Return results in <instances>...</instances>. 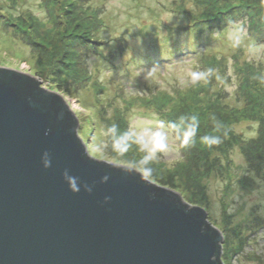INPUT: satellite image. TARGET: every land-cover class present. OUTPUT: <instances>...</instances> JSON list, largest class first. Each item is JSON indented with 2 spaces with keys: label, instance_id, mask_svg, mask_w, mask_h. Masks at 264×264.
I'll use <instances>...</instances> for the list:
<instances>
[{
  "label": "rangeland",
  "instance_id": "rangeland-1",
  "mask_svg": "<svg viewBox=\"0 0 264 264\" xmlns=\"http://www.w3.org/2000/svg\"><path fill=\"white\" fill-rule=\"evenodd\" d=\"M48 1L52 3L26 0L24 9L33 18L28 16L24 22L19 16L25 12L18 5L8 9L6 25L0 13V66L30 74L40 86L59 94L75 113L78 136L96 159L132 167L144 175L141 160L145 153L132 142L135 138L117 140L116 136L131 128H154L158 121L179 125L181 117L193 115L199 123L203 119L210 122L211 108L221 118L231 114L243 105L245 94L251 95L236 80L234 62L250 71L258 66L255 70L264 76V43L248 30L251 11L245 10L247 5H217L223 0H89L92 7L98 5L103 11L97 13L102 28L96 29L95 7L90 15L79 3L75 21L68 24L66 10L59 6L52 4L53 15L46 14ZM0 2L8 4L7 0ZM57 15L60 20L55 19ZM14 24L21 30L27 26L44 30L51 38L56 30L59 33L62 46H57V53L52 51L56 61L40 67V76L34 74L37 70L32 65L36 49L40 55L41 50L46 53L45 47L33 45ZM71 33L81 38L74 47ZM64 46L69 53L63 57ZM79 48L83 53L77 55ZM254 74L255 78L259 75ZM70 75L77 76L76 82L67 81ZM254 119L234 120L225 127L222 122L221 129L211 125L219 142L208 144L203 155L196 152L193 157L196 141L186 144L169 128V148L158 153L159 159L148 164L151 174L144 175L178 193L189 205L205 210L208 222L222 234L223 264H264V138ZM113 123L117 132L107 133ZM226 127L230 137L225 135ZM246 143H256L255 153H246ZM200 157L210 159L208 174L201 172L203 167H195Z\"/></svg>",
  "mask_w": 264,
  "mask_h": 264
},
{
  "label": "water",
  "instance_id": "water-1",
  "mask_svg": "<svg viewBox=\"0 0 264 264\" xmlns=\"http://www.w3.org/2000/svg\"><path fill=\"white\" fill-rule=\"evenodd\" d=\"M40 85L0 66V264H223L202 207L90 156L75 113Z\"/></svg>",
  "mask_w": 264,
  "mask_h": 264
},
{
  "label": "trees",
  "instance_id": "trees-1",
  "mask_svg": "<svg viewBox=\"0 0 264 264\" xmlns=\"http://www.w3.org/2000/svg\"><path fill=\"white\" fill-rule=\"evenodd\" d=\"M7 1H8V4L0 2V13H1V16L4 17V20L2 21L4 25L7 24L6 20H8V18H10L6 14L7 12H9L8 9L9 8L15 9L17 5H18V9H22L25 12L24 15L20 13L19 18L21 19V22L28 20L29 19L28 16L32 17L31 12L26 11L24 9L23 4H25L26 0H23L22 2H19L18 0H7ZM44 1L46 2V0H44ZM86 1L87 2H86L85 6L83 5V0L82 1L76 0V2H74V3L71 0L69 2H68V0H60V1L52 0V3H50L48 1L46 3V7H45L48 11L46 14L49 17L53 15V13L51 12V9H50L52 4H53L52 7L56 6L58 8V6H59L60 10H66L65 11L66 13L64 16V17H66L65 21H66V23L70 24L71 22L75 21V20H73L74 19L73 15L75 12L78 11V9H79L78 6L80 3L81 6H83L82 8L86 12H88L89 14L91 12V8L95 7L94 13H93V16H94L93 19H95V22H96V24H95L96 29L99 27L102 28L103 21L97 19V15H98L97 13L103 12L102 8L100 6L94 5V4H92L93 5V7H92L90 5L91 4L90 1L89 0H86ZM200 3H201V1H200ZM213 3L215 4V2H213ZM201 4H205V2H202ZM220 4H224V6L226 8H231V7L234 8L236 6L239 8H242L243 5L244 6L247 5L246 6L247 8L245 10L251 11L248 30L250 31L251 35H255V37L258 36L259 41H262L264 43V0H249L248 2H247V0H223L221 3L217 2V5H220ZM3 5H5V6H3ZM197 5H199V4H197ZM54 10H55V8H54ZM233 11H234V9H231L228 12H233ZM70 16H72V17H70ZM86 17L90 18L89 16H86ZM56 18L58 20H60L61 16L57 15L55 17V19ZM14 25H15V30L17 32H19L21 35H26V37H28L31 40V43L33 45L35 44L39 49H41V47L44 45L46 53H44V50L43 51L41 50L40 55H39L38 49H36L37 57H36L34 64L32 65L33 71L35 69L37 70L34 72V74H36V75L38 74V76H40V74H39L40 67H42L44 65L51 64L53 62L52 59H54V61H56L55 60L56 59L55 54L52 55V53L53 52L57 53V49H58L57 46H62V45H60V41H59L60 40L59 33L56 32L57 30L55 31L56 36L55 37L53 36L55 38L54 39V38H51L50 34H48L49 32H46L44 30H38V29L34 30V29H32L31 26H27V29L21 30L17 24H14ZM75 26H76V28H80L81 25L75 24ZM52 32H54V31L52 30ZM71 34L75 35L74 40H76V41H75L74 45L70 44L74 47V46L78 45L76 43L79 39L81 41V38H79L77 36L78 33H76V34L71 33ZM16 37H18V36H16ZM43 42H44V44H43ZM47 45L49 46L48 48H47ZM54 47H56V50H53ZM64 48H63L64 50L62 49V51H61L63 57L69 53L68 47L64 46ZM82 53L83 52L79 48L77 55L82 54ZM89 53H91V52H89ZM62 63H64V62H62ZM236 63L237 62H234V65L232 63V66L235 67V70H236V71H233L235 74L236 80L240 81L242 88L245 89L244 92L250 91L251 95L242 93V95L243 94L246 95V98L243 99V101H244L243 105L237 106V109L231 110V114H230V112L227 113L229 115H225V114L222 115V118L219 116L213 115L215 113L213 111H216L214 108H211L208 111V114H210V118H208V119H210V122H207L203 119L202 122H200L198 125V128H202L201 131L203 133H201V131L198 130V128H197L196 132L200 131V135L198 137H194L190 140L192 142L196 141V145H197V147L194 146L195 149L193 150V154L191 155V157L196 156V154H195L196 152L199 153V156L204 154V152H205L204 150H207L208 143L203 138L208 136V135L212 136V137H216L217 131L215 130V128L221 129L222 122H224V127H225V125H227V124L229 125V122L231 124H234L235 122H232L234 120H252V119H254V117H256L257 122H258L257 128H259V135L261 138H264V107L261 106V105H264V78H263L264 76H263V73L260 72L259 70H255L258 68V66L256 68L254 67L253 71H250L249 69H246V67L243 69L241 67L242 64H238V63L236 64ZM242 63H244V62H242ZM39 65H41V66H39ZM55 65H57V64L55 63ZM245 70L252 72L253 75L252 76L249 75V72H247V74H246ZM255 72L259 74V75H256V78L254 77ZM67 79H68L67 80L68 82H71V81L76 82V80L78 78H77V76L70 75L67 77ZM261 82H263V83H261ZM61 86H62V84H59V86L54 87V89H59V87H61ZM63 88H64V86H63ZM187 103H188V101H187ZM166 104H169V102L166 101ZM180 104L187 105V104H183L181 101H180ZM178 107H179V104H178ZM177 108H175V109H177ZM179 108H181V106ZM240 111L242 113H238V115H237V112H240ZM233 112H235V113L232 115ZM256 119H254V120H256ZM175 124H176V122H175ZM211 125H213L215 128L212 127ZM225 129H226L225 135L227 137H230L231 132L228 130L227 127ZM255 144L254 145L252 143L243 144L246 153H249V155H251L253 152L255 153V151L257 150V146ZM211 145H213V144H211ZM220 149H222V148H220ZM194 160H195V158H194ZM204 160H206L205 157L203 159H201V157H200V159H197V161H195V167L197 166L198 170H201L202 167L205 168V170L202 168L201 172L203 174H205V172L208 174L207 170L209 171V165L211 166V162H209L210 159H208V161H204ZM197 203H199V202H197Z\"/></svg>",
  "mask_w": 264,
  "mask_h": 264
},
{
  "label": "clouds",
  "instance_id": "clouds-1",
  "mask_svg": "<svg viewBox=\"0 0 264 264\" xmlns=\"http://www.w3.org/2000/svg\"><path fill=\"white\" fill-rule=\"evenodd\" d=\"M198 117L193 115L191 117H181L180 124H170L166 125L164 121H158L154 128L146 127L142 129L131 128L128 131L121 133L116 136V139H120L123 136H131L135 139L132 141L139 144L140 150L145 153L142 157L141 163L143 164L144 175H150L152 169L148 167L151 161L159 159L158 153L164 152L169 148V141L171 139V134L168 131L171 128L173 131L178 132L181 139L187 144L196 135L198 128ZM183 125V127H181ZM117 132V125L113 123L111 127L107 129V133L115 134ZM209 145L213 143H218V139L212 136H206L203 138ZM44 167L50 166V160L48 159L47 153L43 157ZM108 179L107 176L101 178L102 182ZM70 188L74 192L80 191L78 184L73 182L70 184ZM87 191H91L89 187L86 186ZM107 199V198H105Z\"/></svg>",
  "mask_w": 264,
  "mask_h": 264
}]
</instances>
